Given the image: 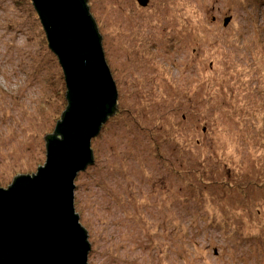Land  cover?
I'll return each mask as SVG.
<instances>
[{"label": "rangeland", "instance_id": "1", "mask_svg": "<svg viewBox=\"0 0 264 264\" xmlns=\"http://www.w3.org/2000/svg\"><path fill=\"white\" fill-rule=\"evenodd\" d=\"M87 5L118 94L74 181L88 264H264V0ZM66 92L32 0H0L1 189Z\"/></svg>", "mask_w": 264, "mask_h": 264}, {"label": "water", "instance_id": "2", "mask_svg": "<svg viewBox=\"0 0 264 264\" xmlns=\"http://www.w3.org/2000/svg\"><path fill=\"white\" fill-rule=\"evenodd\" d=\"M32 4L63 70L68 105L54 129L57 137H44V166L0 188V264H87L74 181L93 163L91 141L117 106V90L85 0Z\"/></svg>", "mask_w": 264, "mask_h": 264}, {"label": "trees", "instance_id": "3", "mask_svg": "<svg viewBox=\"0 0 264 264\" xmlns=\"http://www.w3.org/2000/svg\"><path fill=\"white\" fill-rule=\"evenodd\" d=\"M85 2H86V4H87V0H85ZM87 8H88V10H89V7H88V5H87ZM90 13V12H89ZM96 25V24H95ZM96 28H97V26H96ZM100 38H101V36H100ZM102 45V44H101ZM103 51V50H102ZM106 62V61H105ZM108 67V66H107ZM109 69V68H108ZM117 97H118V94H117ZM118 100V99H117ZM118 102V101H117ZM117 107V106H116ZM116 107L114 108V110H113V113L110 115V116H108L107 117V120H108V118L109 117H111L112 115H114L115 114V112L117 111L116 110ZM64 114V113H63ZM63 116V115H62ZM62 118V117H61ZM106 120V121H107ZM101 128H102V126H101ZM101 130V129H100ZM100 132V131H99ZM99 134V133H98ZM53 136H56V134L54 133L53 134ZM57 137V136H56ZM91 151H92V149H91ZM92 155H93V152H92ZM93 159H94V157H93ZM89 166V165H88ZM82 227V226H81ZM84 230H85V232H86V235H87V230L84 228V227H82ZM87 238H88V235H87ZM89 243V242H88ZM90 251H91V244L89 243V251H88V254H87V257H88V255H89V253H90ZM87 264H88V262H87Z\"/></svg>", "mask_w": 264, "mask_h": 264}, {"label": "flooded vegetation", "instance_id": "4", "mask_svg": "<svg viewBox=\"0 0 264 264\" xmlns=\"http://www.w3.org/2000/svg\"><path fill=\"white\" fill-rule=\"evenodd\" d=\"M137 3H138V0H137ZM148 3H149V0H147V4L145 5V6H141L142 8H144V7H147L148 6ZM139 4V3H138Z\"/></svg>", "mask_w": 264, "mask_h": 264}]
</instances>
